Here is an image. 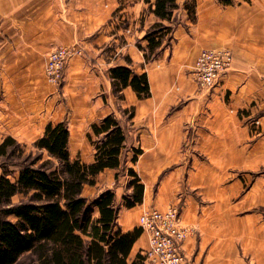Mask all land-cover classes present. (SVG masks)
Wrapping results in <instances>:
<instances>
[{"label": "crops", "instance_id": "crops-1", "mask_svg": "<svg viewBox=\"0 0 264 264\" xmlns=\"http://www.w3.org/2000/svg\"><path fill=\"white\" fill-rule=\"evenodd\" d=\"M190 1L194 20L184 9L190 2L177 0L170 44L146 63L137 44L146 45L143 36L157 18L143 2L120 9L117 0H0V140H38L48 123L66 121L70 159L89 164L91 126L115 115L127 146L142 150L135 165L129 153L126 166L144 185L133 208L124 207L126 195L122 201L116 195L121 231L139 228L144 210L178 205L189 230L186 264H264V0ZM70 45L84 53L69 58L56 95L44 69L53 49ZM206 49L233 54L232 67L208 91L192 75ZM117 66L145 73L150 96L138 99L126 87L119 99L109 73ZM131 108L129 119L124 111ZM254 116L260 133L251 130ZM73 132L92 150L90 160L72 159ZM118 172L98 174L82 195L104 174L94 198L114 191ZM147 245L141 234L129 264Z\"/></svg>", "mask_w": 264, "mask_h": 264}, {"label": "trees", "instance_id": "trees-1", "mask_svg": "<svg viewBox=\"0 0 264 264\" xmlns=\"http://www.w3.org/2000/svg\"><path fill=\"white\" fill-rule=\"evenodd\" d=\"M232 5L233 0H217ZM120 9L143 2L157 21L145 32V46L137 44L146 63L157 59L159 52L170 44L176 24L177 0H118ZM184 9L194 20L195 7ZM113 93L122 99V91L131 87L138 99L150 96L145 73L135 74L129 67L111 68ZM133 117L134 108L124 111ZM87 138L94 148V160L85 164L71 160L68 150L69 127L66 121L48 123L34 146L48 158L39 165H22L14 181L0 175V264H129L128 256L142 231L135 228L123 233L117 224L118 206L112 190L103 191L89 200L82 195L85 185L93 186L95 177L107 169L122 170L129 180V193L123 197L124 207L142 203L144 185L129 162L135 165L142 150L127 146L125 128L115 115H107L91 126ZM11 137L0 144V156L16 146ZM55 162L57 164H55ZM119 173V172H118ZM118 173L115 179H118ZM22 199L13 203V198ZM25 254L30 260L21 261ZM130 264H144L138 255Z\"/></svg>", "mask_w": 264, "mask_h": 264}, {"label": "built area", "instance_id": "built-area-1", "mask_svg": "<svg viewBox=\"0 0 264 264\" xmlns=\"http://www.w3.org/2000/svg\"><path fill=\"white\" fill-rule=\"evenodd\" d=\"M80 53V51L75 50ZM73 52L66 46L55 48L49 53L44 70L47 81L59 85L64 70ZM233 65V55L225 49L202 50L192 67V75L201 90H210L218 84L222 74ZM180 206L165 210L147 209L139 217V229L147 237V248L140 256L144 264H185L183 242L188 230L181 225Z\"/></svg>", "mask_w": 264, "mask_h": 264}, {"label": "rangeland", "instance_id": "rangeland-1", "mask_svg": "<svg viewBox=\"0 0 264 264\" xmlns=\"http://www.w3.org/2000/svg\"><path fill=\"white\" fill-rule=\"evenodd\" d=\"M178 2L180 4V6H182V3H184V2H187V3L190 2L189 4H191L190 0H178ZM66 47L70 48L75 53H78L75 50L80 51V53H78L79 55H83V53H84L83 49L79 45H70V46H66ZM225 50H228V49H225ZM44 77H45V73H44ZM45 80L53 88L54 93L56 95H58V94L61 95L63 81H61L59 83V85L56 86V84L54 85V84L49 83L47 81L46 77H45ZM124 115L127 117L128 113L125 114V112H124ZM246 115H249V114L246 113ZM257 118H258L257 116H254L253 118L250 119L251 121H249V122H250L251 130L253 132L260 133V129H259L260 125H259V121ZM6 137H9V136H6ZM6 137H3V139L0 140V144L4 141V139ZM78 137H79V135H75L73 132L71 144H70V151H71L72 159L82 158V160H84V161L90 160L93 156L92 150L89 147H87L86 145H82V141L80 140V137L79 138ZM15 141H16L17 145L8 147L6 156H0V175L6 174L7 178H9L11 181H14L16 179V177L18 176V172H19L22 165H27V164L35 162V159L38 156V154H41V151H39L34 146V143L37 140L24 141V142L17 141V140H15ZM41 155H42V160L38 161L35 165H39L42 161H44L48 158L47 154L44 152ZM55 164H57V163L55 162ZM118 176H119V180H118L119 183L117 181L115 182V185L113 186V190L115 191V188L117 187V190L115 191V193H117L116 194L117 197L119 199H121V201H122V197L129 193V190L127 188V181L129 178L124 175L123 169L119 171ZM107 178H108L107 174L106 175L104 174L102 177H100V179H99L100 185L98 187L90 189L88 192L84 193L86 198L89 200L94 199V197L98 194L99 189L103 187L102 185L106 184ZM21 199H22V196H16L13 198V203H17ZM153 209H155V208H153ZM180 220H181V218H180ZM181 225L183 226L182 223H181ZM185 228L188 230L187 227H185ZM188 232H189V230H188ZM182 248H183V245H182ZM183 252H184V249H183ZM185 258H186V256H185ZM29 260H30L29 254H25L21 257L22 262L27 263ZM185 264H186V260H185Z\"/></svg>", "mask_w": 264, "mask_h": 264}]
</instances>
